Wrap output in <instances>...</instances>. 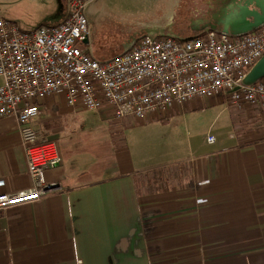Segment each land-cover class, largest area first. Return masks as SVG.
<instances>
[{"label":"crops","instance_id":"0c3cea01","mask_svg":"<svg viewBox=\"0 0 264 264\" xmlns=\"http://www.w3.org/2000/svg\"><path fill=\"white\" fill-rule=\"evenodd\" d=\"M81 109L52 95L33 120L62 163L40 200L0 211V264H264V104L218 93L120 118L113 136L64 128ZM102 158L116 172L95 177ZM32 185L18 121L0 118V193Z\"/></svg>","mask_w":264,"mask_h":264},{"label":"built area","instance_id":"2783aa9c","mask_svg":"<svg viewBox=\"0 0 264 264\" xmlns=\"http://www.w3.org/2000/svg\"><path fill=\"white\" fill-rule=\"evenodd\" d=\"M90 1L68 0L64 20L29 30L0 17V118L17 119L33 179L30 188L1 192L0 211L40 200L55 186L46 181L45 171L62 163L57 142L40 139L32 123L49 96L64 95L69 107L107 109L116 118L139 120L218 93L229 95L236 106L264 104V79L242 84L264 55V24L237 35L144 33L122 52L98 59L85 48Z\"/></svg>","mask_w":264,"mask_h":264},{"label":"rangeland","instance_id":"374dc122","mask_svg":"<svg viewBox=\"0 0 264 264\" xmlns=\"http://www.w3.org/2000/svg\"><path fill=\"white\" fill-rule=\"evenodd\" d=\"M176 4L177 0H91L87 9L90 34L89 42L85 44V48L98 57H112L123 49L122 40L127 36L125 34L127 29L141 22L166 20L174 12ZM61 5V0H0V17L13 20L22 29L29 30L43 23H57L62 14H67L69 10L67 4H64L61 10ZM57 96L65 97L59 94ZM195 112L197 113L192 114L191 118H195L199 122L200 128H204V123H208L210 119V108ZM120 120L107 109L88 110L82 108L80 114L75 115L72 123L68 122L66 118L63 119V126L64 128L79 129L97 128L98 130L94 129L93 133L101 131L104 135L111 133L113 136V128H121ZM86 131V129L79 130L76 134H87ZM60 145L62 152L69 151L65 147V142L61 141ZM101 152H106V150ZM96 165L99 167V171L95 173V177L101 178L116 172L111 159H98ZM141 176L142 174H138L137 177L139 186Z\"/></svg>","mask_w":264,"mask_h":264},{"label":"flooded vegetation","instance_id":"af4514ba","mask_svg":"<svg viewBox=\"0 0 264 264\" xmlns=\"http://www.w3.org/2000/svg\"><path fill=\"white\" fill-rule=\"evenodd\" d=\"M61 1L62 10L68 0ZM246 5L251 10H260L256 0H177L174 12L166 20L138 23L127 29L125 34L133 38L147 31L176 38H191L209 30L222 31L229 35H233V32L239 34L244 29L239 28V25L226 26L224 22L239 14L240 8Z\"/></svg>","mask_w":264,"mask_h":264},{"label":"water","instance_id":"95a60500","mask_svg":"<svg viewBox=\"0 0 264 264\" xmlns=\"http://www.w3.org/2000/svg\"><path fill=\"white\" fill-rule=\"evenodd\" d=\"M256 5L260 8L259 11L251 10L247 5L243 6L240 8L239 14H235L233 17H231V19H228L224 22L225 25H239V28L244 29L240 30L239 34L246 33L258 28L259 26L264 24V0H256ZM249 16H253V18H249ZM146 33L155 34V32L149 31H147ZM235 34L238 33L233 32V35ZM88 41L89 39L86 40V42ZM130 45L131 41L128 43V45L125 46V49H127ZM262 79H264V55L250 68V70L243 78L242 84L252 85Z\"/></svg>","mask_w":264,"mask_h":264},{"label":"trees","instance_id":"16d2710c","mask_svg":"<svg viewBox=\"0 0 264 264\" xmlns=\"http://www.w3.org/2000/svg\"><path fill=\"white\" fill-rule=\"evenodd\" d=\"M194 37H195V36H194ZM132 38H133V37L126 36V37L123 38V40H124V41H128V42H130ZM123 40H122V45H123ZM122 50H123V49H122ZM122 50H120V51H122ZM120 51H118V52H116V53H119ZM92 54H93V53H92ZM114 54H115V53H114ZM93 56H94L95 58H98V59H103V58L109 57V56L98 57V56H96L95 54H93Z\"/></svg>","mask_w":264,"mask_h":264}]
</instances>
